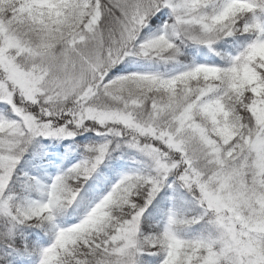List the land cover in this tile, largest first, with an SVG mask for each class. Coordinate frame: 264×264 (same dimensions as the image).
<instances>
[{"label": "snow or ice", "instance_id": "obj_1", "mask_svg": "<svg viewBox=\"0 0 264 264\" xmlns=\"http://www.w3.org/2000/svg\"><path fill=\"white\" fill-rule=\"evenodd\" d=\"M0 264H264V0H0Z\"/></svg>", "mask_w": 264, "mask_h": 264}]
</instances>
